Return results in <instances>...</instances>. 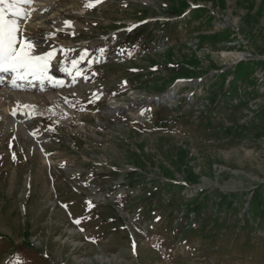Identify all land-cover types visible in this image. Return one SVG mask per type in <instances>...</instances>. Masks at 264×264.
<instances>
[{
  "label": "rangeland",
  "instance_id": "1",
  "mask_svg": "<svg viewBox=\"0 0 264 264\" xmlns=\"http://www.w3.org/2000/svg\"><path fill=\"white\" fill-rule=\"evenodd\" d=\"M86 4L21 30L84 74L0 117V264H264V0Z\"/></svg>",
  "mask_w": 264,
  "mask_h": 264
},
{
  "label": "bare ground",
  "instance_id": "2",
  "mask_svg": "<svg viewBox=\"0 0 264 264\" xmlns=\"http://www.w3.org/2000/svg\"><path fill=\"white\" fill-rule=\"evenodd\" d=\"M78 0H33L31 6H26L25 11L28 13V19L26 21H21V30L27 29L28 31H36V30H47L54 31L59 35L63 34L64 36L71 37L74 34V31L80 30V23L78 21L72 20L67 16V10H61L62 8H66L67 5H70ZM86 3H92L94 0H84ZM109 1V0H101ZM112 1V0H111ZM97 5V4H95ZM65 21L70 22L71 26H66ZM26 25V27H25ZM80 32V31H79ZM58 51V50H57ZM60 53V51H59ZM75 60L77 63L81 60V54L77 55L71 61L64 63L62 65L60 73L57 71H52L54 67L49 60V69L47 75L51 77V80L44 79L41 82L38 79L28 78L23 82H18L22 84V89H16L11 87V81L8 75L0 74V78H2L5 83L0 84V117L3 121L7 122V129L11 128L16 130L19 134H25L29 137V133L27 132V126L23 124L21 121H16L10 119L8 112L10 109L7 107L9 104L8 101L13 99L19 101L21 104L28 105L30 110L39 112H46L48 109L45 105L41 106L38 103L37 98H43L46 100H50L53 105L55 112L58 115H61L63 118V122L70 123L72 121V115L74 113L71 106L64 101L63 92H60L62 89L72 87L74 83H76V77L74 74V68L77 65L72 64V61ZM79 73V74H77ZM76 74L83 75V70H79ZM82 78V77H81ZM80 80V79H79ZM81 81V80H80ZM77 83L80 84V82ZM74 88V87H73ZM72 89V88H70ZM76 95H82L80 92ZM45 95V96H43ZM46 97V98H45ZM163 97H159L155 99V104L160 103ZM165 101V100H164ZM162 103V102H161ZM114 107H111L107 112L108 115L123 113L127 110V106L123 103L113 104ZM112 105V106H113ZM34 106V107H32ZM138 114V113H137ZM16 121V122H14Z\"/></svg>",
  "mask_w": 264,
  "mask_h": 264
},
{
  "label": "snow or ice",
  "instance_id": "3",
  "mask_svg": "<svg viewBox=\"0 0 264 264\" xmlns=\"http://www.w3.org/2000/svg\"><path fill=\"white\" fill-rule=\"evenodd\" d=\"M100 2L101 0H94L85 6L92 8ZM32 3L33 0H0V73H8L11 87L16 89H22V84L18 82H23L28 78L38 79L41 82L44 79L51 80L47 72L52 53H37L35 49L42 42L21 32V21L28 19L25 7L31 6ZM65 25L71 26L68 21H65ZM65 51H71V49ZM100 51L103 52L104 49ZM81 59H84L83 55ZM76 63L75 60L72 61L73 65ZM3 83L5 81L0 78V84ZM25 107L29 106L25 105ZM76 223L79 224L80 221L77 220Z\"/></svg>",
  "mask_w": 264,
  "mask_h": 264
}]
</instances>
